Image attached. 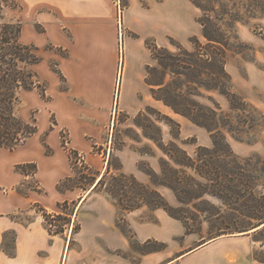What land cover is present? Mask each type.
<instances>
[{"label":"crops","instance_id":"1","mask_svg":"<svg viewBox=\"0 0 264 264\" xmlns=\"http://www.w3.org/2000/svg\"><path fill=\"white\" fill-rule=\"evenodd\" d=\"M100 2L82 0L80 5H73V1L46 0L43 11L38 13V23L43 28L38 45L49 43L64 50L67 56L50 57L56 61L62 80L42 62L34 65L33 70L47 82L49 100L44 101L36 90L21 91L18 98L24 105L18 116L29 121L34 110L37 133L14 151L0 148V264H264L249 259L248 236H221L201 244V238L187 234L183 224L163 210L150 211L151 220H142L141 210L120 215L131 230L128 235L119 228L118 209L109 197L91 192L92 188L56 190L60 180L73 176L68 154L62 147L61 131L69 137V148L82 154L89 168L99 172L95 163L88 162L93 145L90 141L101 145L115 122L116 111L135 113L142 106L139 96L143 94L144 102L149 91L145 69L150 54L142 57L140 70L132 73V60L124 63L125 58L122 56L121 61L118 54L119 29L113 8L101 7ZM20 42H33L25 27ZM61 83L65 88H61ZM132 107L135 109L130 110ZM43 137L52 150L50 155L45 154ZM104 140L105 146L108 138ZM24 163L36 165L33 178L15 172V165ZM30 179L41 192L19 194L18 185ZM64 202L76 204L74 214L63 234L51 235L36 207L58 215V205ZM17 213L31 219L25 223L17 221L13 217ZM75 222L79 224L76 232ZM8 235L13 236L10 251ZM148 241L164 247L133 254V242L142 246ZM175 242L182 243L177 251L172 249Z\"/></svg>","mask_w":264,"mask_h":264},{"label":"trees","instance_id":"2","mask_svg":"<svg viewBox=\"0 0 264 264\" xmlns=\"http://www.w3.org/2000/svg\"><path fill=\"white\" fill-rule=\"evenodd\" d=\"M129 2L130 0H120L121 8H128ZM189 2L200 11L197 23L206 43L202 44L199 39L193 37L189 39L192 47L190 51L177 44L176 48L179 53L173 54L168 50L158 48L155 43L146 42L145 46L150 51L151 59L157 62L165 75L170 76V81L166 83L164 78L157 81L151 80L154 69L146 66L145 84L150 88V95L155 101L161 102L173 113L206 129L211 136L212 147L197 146L195 158H191L174 142V140H178L180 135L179 124L167 117H162L159 112L151 107H145L144 110L136 114L133 122L142 129V120H146L150 124L154 130L153 134L145 133V137L153 141L174 165L169 167L166 161L161 159L159 167L162 176L156 175L152 169L139 170L150 178L152 184L170 189L181 206L188 205L202 194L215 197L229 207L232 203L228 201L235 198L238 202L236 203L237 207L233 208L243 217L241 221L238 224L228 223L229 225L223 224L221 227H213L209 230L208 235L213 234V229L219 232L215 234L216 236L226 235L228 234L227 231L264 233V194L258 196L254 194L253 180H256V177L250 176L256 169L264 175V159L248 158L241 162L232 153L221 133V130H226L228 124L223 115L218 113L219 106L214 103L215 109H212L194 99L195 97H204L202 92H217L226 98L231 112L236 113L237 116L246 112L247 103L230 90L229 75L224 69L225 56L228 51L236 53V50L231 47L234 44L231 39L237 40L234 32L235 25L245 22V15L248 18L253 17L255 15L254 10L259 11L258 14L264 15V0H189ZM5 8L14 9L20 8V6L15 0H0V148L14 151L37 133L34 117L26 122L15 112L19 93L36 90L44 101L49 100V97L46 95L47 82L43 81L32 69L34 65L43 60L39 55L40 50L33 44L20 42L22 23L18 20L4 21L3 10ZM49 49L61 57L67 56V53L59 47L49 45ZM48 66L62 80L56 61L51 60ZM151 112L158 114L163 118V122L166 120L168 122L166 124L170 128L172 126L174 128V131L170 133L173 141L167 145L155 137L159 132L156 123L160 120L158 119L156 123L150 120L147 114H151ZM51 122L52 125L56 124L54 118H51ZM52 125L51 129L53 128ZM66 135L64 131H61L62 147L68 154L73 176L66 177L57 183L56 190L58 192L76 189L88 191L91 188V192H94L103 188L106 195L124 212H132L142 206L151 210L161 209L169 217L180 221L188 234L198 233L188 227V220L194 221L192 217H186L188 212H183L181 208L179 210L172 208L157 191L149 190L137 182L132 175H126L119 171V168L115 169L118 173L112 174L110 161H108L105 173L97 180L94 172L90 174V168L85 163L84 156L69 148L70 141ZM41 142L45 154H52V150L46 144L44 137ZM96 146L93 144L92 149H95ZM145 154L150 153L145 152ZM111 157L110 154L109 160ZM244 166L250 169L251 174L244 173L248 172ZM14 169L16 173L32 178L37 171V167L33 163L18 164L15 165ZM185 169L193 171L199 179H203V182H199L193 177H186ZM225 173L235 175V177H239L240 174V179L217 177ZM180 174H184V177ZM76 179L85 182V184L70 185ZM107 182H109V186ZM16 191L21 195H27L28 191L41 192V189L35 182V185L30 187L28 191H22L19 187L16 188ZM200 192L201 194H199ZM71 204L75 210L76 204L74 202ZM68 205V202H64L59 204L58 208L62 210ZM36 209L42 213L46 229L51 235L63 234L64 229L71 221V215L66 213L51 215L39 207ZM199 211L208 213L207 210ZM183 213L186 215L184 216ZM218 216L219 212L210 214L205 222ZM61 220L64 221V224H58ZM78 229L77 227L73 228V231L76 232ZM146 244H156V242L148 241ZM152 251L156 250L153 249Z\"/></svg>","mask_w":264,"mask_h":264},{"label":"rangeland","instance_id":"3","mask_svg":"<svg viewBox=\"0 0 264 264\" xmlns=\"http://www.w3.org/2000/svg\"><path fill=\"white\" fill-rule=\"evenodd\" d=\"M44 1L46 0H15L20 8H5L3 10V17L4 21H21L22 27H25V30H29L30 39H33V42L30 43H33V45L40 50L39 55L43 59L41 64L48 67L51 61L50 57H54L55 52L49 49V43H46L44 46H39L37 40L38 35L40 34L42 37L43 32L42 26L38 23V13L43 11ZM63 1H73V5H80L82 2V0ZM68 5H70V3H68ZM99 6H111L113 8V18L115 17V20L117 19L119 29L118 54L119 57H121V61L122 56L125 58L124 63H128L129 59H131L133 63L135 61L134 65L132 63V73L140 70L139 61L142 57L150 54L148 49L146 51V42L155 43L158 48L168 50L173 54L179 53V50L176 48L177 44L182 45V47L190 51L192 47L189 43V39L193 37L199 39L202 44L206 43L201 35V28L197 23L200 17V11L196 9L189 0H130L128 8L125 9L121 8L120 0H101ZM253 13H255L253 17L248 18V16L245 15L244 19H246V21L235 25L234 32L237 40L234 38L231 39V42L234 43L231 47L236 50V53L228 51L225 56L224 64V69L230 79V90L232 93L244 99L247 103L248 108L246 112L243 115L238 114V116L236 113L231 112L226 98L217 92H202L204 97L194 98L200 104L212 109H215L214 103L219 106L220 110L218 113L223 115L228 124L226 130H221V133L232 153L240 159L241 162L248 158L264 159V15L258 14L260 12L256 10H254ZM99 16L103 18L104 14L101 13ZM147 66L154 69L151 80L157 81L164 78L166 83L170 81V76L168 74L165 75L164 71L158 66L155 60L151 59V57ZM61 88H65V85L62 83ZM147 88L148 90L150 89L148 86ZM208 97H210V99H208ZM143 100L144 96L141 94L139 96V103L142 106L135 113L126 111L117 113L116 111L115 122L113 120L109 132H106L108 135L105 134L101 145L96 146V148L92 149L91 153L88 154V162L91 164L95 163L99 169V172H96L94 169L90 168V174L94 172L97 176V180H99L98 178H101L105 173L108 161H110V170L112 174L118 173L115 169L119 168V171L126 175H132L137 182L146 186L149 190L157 191L172 208L178 210L181 208L183 212H188V215L184 213L183 215L194 219V221L188 220V227L192 231L198 232L191 234H195L196 239L201 238V244L221 236H248L247 239L251 245L249 259L264 263V233L256 234L254 231H227L226 233L228 234L226 235L216 236L215 234L219 232L213 229V234L208 235L209 230L213 227H221V225L228 223L238 224L241 221L243 217L238 211H234V208L237 207L236 203L238 202L235 198L228 201L232 203L231 207H229L225 206L223 202L215 197L202 194L199 198L193 199L188 205L181 206L170 189L152 184L150 178L139 170L152 169L156 175L162 176L159 167L161 159L166 161L169 167H173L174 165L153 141L145 137V133L150 135L153 134L154 130L150 124L146 120H142L141 124L143 125V129L134 124L133 120L136 114L144 110L145 107H151L159 112L162 117H167L179 124L180 135L178 140H174V142H176V144L191 158H195L197 146L206 148L212 147L211 136L206 129L173 113L161 102L155 101L150 95V90L145 94L144 102ZM23 105V101L19 99L15 106L17 115H19ZM133 109H135V107H132L130 110ZM42 116L41 114L40 122H42ZM29 117V121L32 117L37 119L34 110H31ZM147 117L155 121V123L158 119L160 120L156 123L159 132L155 137H158L164 145L173 141V138L170 136L171 131H174L173 126L170 128L166 124L167 121L164 120L163 122V118L156 113L153 114V112H151V114H147ZM106 137L108 138V144L104 146V139ZM90 142L94 144L95 141ZM145 152H149L150 154H145ZM110 154L112 157L109 160ZM91 155L97 158H92ZM244 168L248 171H243L244 173L251 174L248 167L244 166ZM184 173L186 177H193L199 182H203V179H199V177L189 169H185ZM214 174L217 175L218 173ZM180 175L184 177V174ZM219 176H223L224 178L227 177L228 179L230 177L237 180L240 179V174L239 177L226 173L223 175L220 174L217 177ZM250 176L256 177V180H253L254 194L256 196L259 194L263 195L264 175L260 173V170L256 169V171H253V175ZM107 183L109 186V182ZM74 184L80 185L85 184V182L76 179L70 185ZM34 185L35 181L30 179L27 182H21L18 187L22 191H28V189ZM94 192L102 193L107 196L103 188L100 191ZM201 192L199 194H201ZM117 209L119 213L117 224L121 230L130 235L131 230L126 223L122 222V218L120 217V215L129 212L122 211L119 206H117ZM137 210L142 211V215L140 216L142 220L152 219L150 211L153 210L146 206H142ZM199 210H207L208 213H203ZM60 211L68 215L74 214L72 204H69L66 208H62ZM218 212L219 216L217 218H211L210 221L205 222L210 214H216ZM13 217L17 221L23 223L31 219L29 215L21 213H17L13 215ZM58 224H64V221L61 220ZM76 227L79 228L77 222L73 225V228ZM51 230H54V228H51ZM12 237V235H8V251H10L9 242ZM181 245V242H175L172 245V249L177 251ZM163 247L164 245L158 242H156V244L145 243L142 246L135 242L132 243L133 254L135 255L146 253L153 249L160 250ZM133 254L131 257H134Z\"/></svg>","mask_w":264,"mask_h":264}]
</instances>
